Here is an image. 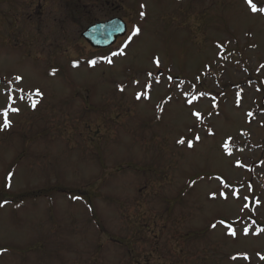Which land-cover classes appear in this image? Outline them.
<instances>
[{"label": "rangeland", "instance_id": "374dc122", "mask_svg": "<svg viewBox=\"0 0 264 264\" xmlns=\"http://www.w3.org/2000/svg\"><path fill=\"white\" fill-rule=\"evenodd\" d=\"M82 2L0 0V264H264V11ZM116 16L132 35L93 51Z\"/></svg>", "mask_w": 264, "mask_h": 264}, {"label": "water", "instance_id": "95a60500", "mask_svg": "<svg viewBox=\"0 0 264 264\" xmlns=\"http://www.w3.org/2000/svg\"><path fill=\"white\" fill-rule=\"evenodd\" d=\"M125 35V27L117 22H112L108 26H97L89 29L84 35L95 47H107L112 45L118 36ZM101 43H96V42Z\"/></svg>", "mask_w": 264, "mask_h": 264}, {"label": "snow or ice", "instance_id": "6c2138e0", "mask_svg": "<svg viewBox=\"0 0 264 264\" xmlns=\"http://www.w3.org/2000/svg\"><path fill=\"white\" fill-rule=\"evenodd\" d=\"M247 2H248V4H249V6L251 7V9L255 12V11H264V8H259L255 3H253V0H247ZM142 15H143V13H142ZM135 32L136 33H138L139 32V28H137L136 30H135ZM94 63V62H93ZM16 79L17 80H21L22 78L21 77H16ZM36 95H42L40 92H39V90L37 89L36 90ZM138 98H139V96H138ZM33 107H35V103L33 104ZM12 111H14V112H18L19 111V109L17 108V109H11ZM0 115H2L3 116V124H0V128H8V127H11V121L8 119V116H9V112H8V110H3V111H0ZM196 115H199L198 113L196 114ZM179 143H184V141L183 140H180V141H178ZM189 146H191V144L189 145ZM262 231H264V230H262ZM233 235H235V232L233 231V233H232ZM262 258H264V257H262ZM233 259H235V257H233ZM245 259H247V257L245 256Z\"/></svg>", "mask_w": 264, "mask_h": 264}, {"label": "flooded vegetation", "instance_id": "af4514ba", "mask_svg": "<svg viewBox=\"0 0 264 264\" xmlns=\"http://www.w3.org/2000/svg\"><path fill=\"white\" fill-rule=\"evenodd\" d=\"M113 12V11H112ZM51 34V33H50Z\"/></svg>", "mask_w": 264, "mask_h": 264}]
</instances>
